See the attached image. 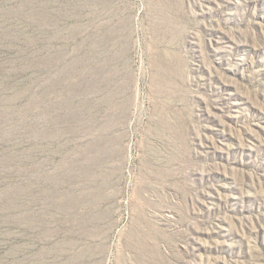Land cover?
<instances>
[{
    "label": "rangeland",
    "instance_id": "rangeland-1",
    "mask_svg": "<svg viewBox=\"0 0 264 264\" xmlns=\"http://www.w3.org/2000/svg\"><path fill=\"white\" fill-rule=\"evenodd\" d=\"M0 264H264V0H0Z\"/></svg>",
    "mask_w": 264,
    "mask_h": 264
}]
</instances>
